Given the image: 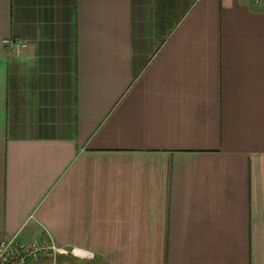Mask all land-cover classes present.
I'll return each mask as SVG.
<instances>
[{
	"label": "crops",
	"instance_id": "obj_1",
	"mask_svg": "<svg viewBox=\"0 0 264 264\" xmlns=\"http://www.w3.org/2000/svg\"><path fill=\"white\" fill-rule=\"evenodd\" d=\"M14 235L77 263L264 264V7L0 0Z\"/></svg>",
	"mask_w": 264,
	"mask_h": 264
},
{
	"label": "built area",
	"instance_id": "obj_2",
	"mask_svg": "<svg viewBox=\"0 0 264 264\" xmlns=\"http://www.w3.org/2000/svg\"><path fill=\"white\" fill-rule=\"evenodd\" d=\"M254 5L264 7V0H250ZM3 46L24 48L13 39H4ZM64 254L63 249L56 248L49 240L22 241L17 235L0 239V264H38L45 257Z\"/></svg>",
	"mask_w": 264,
	"mask_h": 264
},
{
	"label": "rangeland",
	"instance_id": "obj_3",
	"mask_svg": "<svg viewBox=\"0 0 264 264\" xmlns=\"http://www.w3.org/2000/svg\"><path fill=\"white\" fill-rule=\"evenodd\" d=\"M66 262H68V259L65 258V255H57L55 259L52 256L45 257L41 259L38 264H65ZM75 263L77 264V261H75Z\"/></svg>",
	"mask_w": 264,
	"mask_h": 264
},
{
	"label": "flooded vegetation",
	"instance_id": "obj_4",
	"mask_svg": "<svg viewBox=\"0 0 264 264\" xmlns=\"http://www.w3.org/2000/svg\"><path fill=\"white\" fill-rule=\"evenodd\" d=\"M65 258H67V257H65ZM65 264H76V263H75V261L68 259V262H66ZM77 264H90V263L89 262H78Z\"/></svg>",
	"mask_w": 264,
	"mask_h": 264
}]
</instances>
